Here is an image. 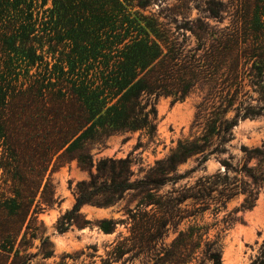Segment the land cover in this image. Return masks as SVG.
I'll return each mask as SVG.
<instances>
[{"label": "trees", "instance_id": "1", "mask_svg": "<svg viewBox=\"0 0 264 264\" xmlns=\"http://www.w3.org/2000/svg\"><path fill=\"white\" fill-rule=\"evenodd\" d=\"M36 1L0 0V264H29L32 255L27 250L42 225L39 214L59 205L49 173L60 161L75 160L80 169L88 173L94 169V173L76 184L71 209L56 223L58 233L89 224L79 215L81 206L107 207L124 193L135 192L141 195L139 204L156 206L158 213L154 223L144 228L142 239L161 238L174 216L158 192L196 171H201L196 193H201L202 204L215 202L223 207L240 194L239 207L228 214L254 207L264 187V144L255 149L240 147L244 158L238 167L231 166L228 151L238 121L264 114V50L239 45L236 31L227 27L208 46L205 28L201 34L190 29L201 40V49H172L156 30L155 21L132 12L134 6L126 0H51L52 7L40 20L33 19ZM46 1L41 0V5ZM216 6L219 3L208 1L205 8L218 21ZM254 8L259 22L264 0H254ZM245 12L240 16L243 20ZM56 47L62 51L54 62L43 61L44 54L57 53ZM245 85L258 90L255 106L245 97ZM196 89L204 92L199 111L216 101L220 115L201 136V146L179 143L139 179H133L129 157L93 163L90 146L125 132L154 138L156 101L160 97L183 101ZM229 109L233 116L223 118ZM195 154L200 157L194 159V167L179 173L177 166ZM210 156L224 167L222 176L203 174ZM251 160L255 164L249 167ZM229 172L234 173L232 183H228ZM237 175L247 181L236 180ZM190 190L181 200L195 199ZM237 221L241 219L231 217L225 227ZM115 225L112 220L98 222L104 233L113 232ZM206 234L204 227L196 226L178 232L156 263L221 264L219 245ZM48 247L45 237L40 244L43 259L52 256ZM123 248L120 243L114 246L103 264L118 261L125 254ZM95 251L92 248L88 256ZM75 259L64 255L53 264Z\"/></svg>", "mask_w": 264, "mask_h": 264}, {"label": "rangeland", "instance_id": "2", "mask_svg": "<svg viewBox=\"0 0 264 264\" xmlns=\"http://www.w3.org/2000/svg\"><path fill=\"white\" fill-rule=\"evenodd\" d=\"M208 1L219 3V6H216L220 9L218 21L210 18L206 12ZM126 2L134 6L132 12H138L146 21L156 23V30L172 49H201V40H198L190 29L200 31L201 34V29L205 28L208 32L205 45L208 46L211 40H217L223 32H227V27L230 32L236 31L239 45L264 50V17L262 16L259 22L254 18V0H126ZM41 4V0L33 3V19L37 16L40 20L43 13L52 7L51 0H47L43 6ZM245 11L248 14L243 20L240 16L244 15ZM261 13L264 15V8ZM142 25L144 26L143 23ZM151 37L155 38L152 32ZM159 43L161 44L160 41ZM54 49H57V53L44 54L43 61L49 64L54 62L62 51L60 47ZM35 69L36 65L31 73L35 72ZM246 81L245 79L244 82ZM262 89L264 91V87ZM243 92H247L245 97L252 106H255L258 90L245 85ZM203 96L204 92L196 89L183 101L160 97L155 103L157 117L154 138L150 139L138 131L112 134L101 144H94L88 148L93 163L101 158L129 157L133 179H139L156 161L169 156L179 143L201 146V136L211 126V121L220 118V115L216 114V101L199 111L198 106L202 104ZM232 116L231 109L223 114L225 119ZM231 133L233 139L228 154L232 157L231 166L238 167L244 158L240 147L255 149L264 144V114L252 119L239 120ZM196 157H200V154L187 158L184 163L177 166V171L181 173L194 167ZM254 164L255 161L251 160L247 165L251 167ZM223 171L224 167L219 160L210 156L205 162L203 174L222 176ZM90 173H94V169ZM90 173L80 169L75 160L60 161L53 167L49 179L59 205L39 214L38 220L42 225L35 232L31 247L27 250L32 255L29 264L58 263L64 255L76 257L75 260H66L67 264H103L108 261L109 252L119 243L123 244L125 254L110 264H157V258L163 253L162 248L170 245L178 232L193 226L198 229L204 227L208 239L217 241L221 264H264V187L259 190L251 210L228 214L239 207L243 196L238 194L232 197L223 207L215 202L202 204L201 193L199 191L196 193L197 189L201 188V171H196L189 178L165 185L158 192L161 200L169 205L168 213L171 212L174 216L162 230L161 238L151 242L142 239L144 228L154 223L158 213L156 206L145 207L139 204L141 195L135 192L124 193L120 200L107 207L89 204L81 206L79 215L89 224L84 227L72 225L67 231L58 233L56 223L62 214L71 209L76 184L88 180ZM227 176L228 183L234 182V173L229 172ZM236 180L247 181L242 175H237ZM188 187L191 188L189 193H196L195 199L181 200ZM234 216L239 217L241 221L225 227V221ZM102 220L116 222L114 231L104 233L100 230L98 222ZM45 237L49 242L48 250L52 251V256L47 259L42 258L40 248ZM132 245L136 248L127 252L126 249H130ZM92 248L96 251L93 257H89Z\"/></svg>", "mask_w": 264, "mask_h": 264}]
</instances>
